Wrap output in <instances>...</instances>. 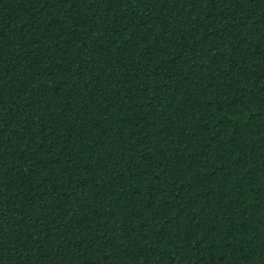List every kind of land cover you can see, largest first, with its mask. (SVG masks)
<instances>
[{"label":"trees","instance_id":"16d2710c","mask_svg":"<svg viewBox=\"0 0 264 264\" xmlns=\"http://www.w3.org/2000/svg\"><path fill=\"white\" fill-rule=\"evenodd\" d=\"M0 264H264V0H0Z\"/></svg>","mask_w":264,"mask_h":264}]
</instances>
